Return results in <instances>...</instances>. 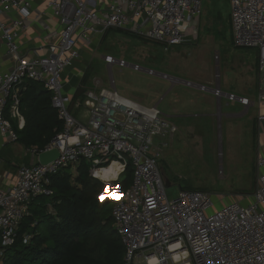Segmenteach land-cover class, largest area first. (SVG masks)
<instances>
[{"label": "built area", "instance_id": "obj_1", "mask_svg": "<svg viewBox=\"0 0 264 264\" xmlns=\"http://www.w3.org/2000/svg\"><path fill=\"white\" fill-rule=\"evenodd\" d=\"M231 28L236 47L258 50L260 77L258 115L264 123V0H230ZM203 0H45L61 25L58 39L49 42L44 56L23 57L19 39L27 27L31 0H0V38L15 59L12 69H0V131L17 141L11 119L23 121L18 87L26 81L41 83L51 94L52 106L63 121V129L44 148L26 152L39 156L58 149L59 157L44 165L19 166L14 184L0 188V239L2 247L12 246L30 202L37 196L50 197L51 175L86 160L90 175L115 192L116 182L129 164L133 168L130 186L116 195L112 216L126 248L124 264H264V152L259 150V171L252 192L228 200L201 188H180L170 198L160 159L173 143L178 126L157 105L148 106L120 93L111 77L110 87L84 91L74 101L66 93L64 72L81 58L88 46L111 29H121L166 48L182 44L202 14ZM16 11L18 18L8 24L4 15ZM108 67L132 68L151 76L183 83L202 92H211L219 101L226 98L247 109L250 98L215 86L184 80L130 63L112 54L104 55ZM219 62V54L215 55ZM1 65V61H0ZM216 77L220 80L219 71ZM220 82V81H219ZM73 104V107H72ZM87 109L80 118L75 110ZM120 164L116 179L102 178L101 171ZM220 205V206H218ZM29 241L30 234H25ZM0 251V264H3Z\"/></svg>", "mask_w": 264, "mask_h": 264}, {"label": "rangeland", "instance_id": "obj_2", "mask_svg": "<svg viewBox=\"0 0 264 264\" xmlns=\"http://www.w3.org/2000/svg\"><path fill=\"white\" fill-rule=\"evenodd\" d=\"M231 10L230 0H203L202 14L188 36L182 44L169 48L132 32L111 29L102 40V37L95 40L93 51H86V58L82 59L85 68L90 70L86 87L94 89L96 79L103 81L102 86L110 87L113 77L120 93L138 101H141L140 96L145 105L158 104L167 119L178 126L173 144L164 149L160 159L166 181L170 183L167 185L170 198L175 197L181 187L210 191L217 201L221 195L228 196V201L240 193L252 192L259 173L255 139L251 131L239 132L237 123L234 128L226 123L224 104L219 109L217 101L213 121L196 122L204 117L205 111L200 105L205 95L203 92L183 83L171 88L170 79L129 67L113 66L110 69L103 56L112 54L130 63L208 86L220 83L224 89L241 81L238 70L243 69L244 63L249 62L250 55L254 54L249 48L234 45ZM216 54L220 56L218 65ZM218 69L220 80L216 77ZM183 113L188 115L190 124L183 125L187 117L182 121L171 117ZM69 170L73 171V168ZM125 174L120 175L116 182L117 191L113 193L99 179L105 186L102 199L114 200L116 195L124 192Z\"/></svg>", "mask_w": 264, "mask_h": 264}, {"label": "trees", "instance_id": "obj_3", "mask_svg": "<svg viewBox=\"0 0 264 264\" xmlns=\"http://www.w3.org/2000/svg\"><path fill=\"white\" fill-rule=\"evenodd\" d=\"M88 79L89 73L84 83ZM27 84L48 96L34 105L33 92L20 95L21 109L28 104L34 112L23 111L26 126L20 136L17 133L18 140L44 148L62 131L63 121L52 106L50 92L41 83ZM69 169L51 175L50 197L37 196L30 202L15 243L2 247L0 239L3 264H124L126 248L113 220V200L102 199L104 184L90 175L86 160L76 166L75 173ZM125 172L124 191L133 178L130 164ZM25 234L31 235L29 241Z\"/></svg>", "mask_w": 264, "mask_h": 264}, {"label": "crops", "instance_id": "obj_4", "mask_svg": "<svg viewBox=\"0 0 264 264\" xmlns=\"http://www.w3.org/2000/svg\"><path fill=\"white\" fill-rule=\"evenodd\" d=\"M31 2V12L25 19L27 27L22 31L19 39L20 54L23 57H37L47 54L48 43L56 41L58 39L59 31L61 30V25L59 24L58 19L54 16L53 12L46 7L45 0H31ZM19 16L20 15L18 12L12 11L4 15V20L10 24L14 18H18ZM104 36L101 38V40L104 38ZM99 38L100 36L96 40ZM249 49H251V53L254 54L250 55L249 62L244 63L245 66H243V69L238 70V74L241 76V81L224 88V90L250 98L252 102L250 106L246 109L245 106L241 105L240 103L229 101L226 98H222V100L219 101L211 92H203L205 95L202 97V100H200V105L202 106L201 109L205 111L202 114L204 116V120L200 118L196 122L202 121V123H205L208 121V119L213 121L215 117L213 113L215 111V101L218 102L219 109H221V104H224L226 123H228L233 128L237 123L238 125L236 127L239 129V132L242 133L251 131L256 142L258 153L259 150L264 152V123H259L258 121V115L263 110V104L259 101L260 77L258 71V50L255 48ZM89 50H92V44L88 46H82L81 58L74 62L72 66L67 68L63 75L65 81V91L66 93L72 95L73 99L75 98L74 101H77L79 100L78 98L83 97L84 91L90 88L85 86L89 79L86 81V83H84V80L90 70L85 68V64L82 60L83 58H86V51ZM0 61L1 70L12 69L16 62L15 59L8 54L7 47L1 38ZM216 64L218 65L219 62H216ZM96 80H98V82L101 84V87H104L102 86L103 81L101 79ZM96 80L94 81L95 84ZM28 82L30 81H26L23 83L24 85L21 84V86L18 87L19 94L24 96L27 93L33 92L35 95L33 104L37 105L44 96H48V93L40 92L38 89L32 88L29 86V84H27ZM95 84L93 87L96 86ZM173 87L174 85L172 84L171 88ZM81 88H83L84 91L80 97H76L75 94L79 92ZM196 90L200 91L198 89ZM138 98L143 102L144 99H142L140 96H138ZM26 105H23V109H21L24 118L23 121H20L19 118L11 119L13 128L19 134V136L26 126V115L23 111H26L29 115L32 111L34 112V110L31 109L28 104ZM156 105L158 106V104ZM75 112L78 117L84 119L89 113L85 108L81 110L76 109ZM187 116L188 115L183 113L171 117L180 118L182 121ZM188 119L189 118L187 117L183 125L190 124ZM31 147L38 146H26L19 140L12 141L8 135H3L0 131V188L6 189L14 184L16 173L20 164H32L39 162V156L26 152L27 148ZM77 165L70 166V168H73L74 171Z\"/></svg>", "mask_w": 264, "mask_h": 264}, {"label": "water", "instance_id": "obj_5", "mask_svg": "<svg viewBox=\"0 0 264 264\" xmlns=\"http://www.w3.org/2000/svg\"><path fill=\"white\" fill-rule=\"evenodd\" d=\"M83 91H84V89L81 88V90L79 92H77L75 94V96L80 97ZM72 107H73V104H72ZM58 157H59V150L55 148V149L41 153L39 155V163L46 165V164L54 161ZM166 184L169 185L170 184L169 181H166Z\"/></svg>", "mask_w": 264, "mask_h": 264}, {"label": "bare ground", "instance_id": "obj_6", "mask_svg": "<svg viewBox=\"0 0 264 264\" xmlns=\"http://www.w3.org/2000/svg\"><path fill=\"white\" fill-rule=\"evenodd\" d=\"M120 164L119 163H113L110 167H107L106 169L101 171L102 178L113 180L116 179L119 170H120ZM153 264L156 263V260H152Z\"/></svg>", "mask_w": 264, "mask_h": 264}]
</instances>
